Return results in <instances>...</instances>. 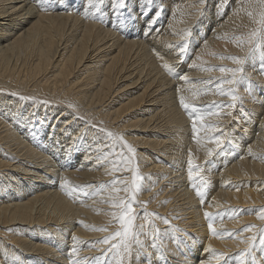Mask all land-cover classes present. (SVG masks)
I'll return each instance as SVG.
<instances>
[{"label":"bare ground","instance_id":"1","mask_svg":"<svg viewBox=\"0 0 264 264\" xmlns=\"http://www.w3.org/2000/svg\"><path fill=\"white\" fill-rule=\"evenodd\" d=\"M204 1L212 3V0H151L148 6L153 5V8L146 20L143 19L146 21L145 29L136 22L129 29H124V22H120L117 30L111 31V27L103 28L104 23L100 21L94 20L100 22V27L90 20L81 22L80 16L72 15L73 11L55 12L51 7L52 1L49 8H43L35 3L37 1L34 3L38 6L34 7L32 0H0V101L14 100L0 108L3 111L0 112V264H72L74 260H79L80 264H98L97 257H104L100 264H109L113 260V254L106 253L108 245L101 243L121 227L112 215L116 210L108 202L109 191L114 180L130 182L134 175L115 163L120 156L113 153L123 151L127 154L118 142L119 137L135 149L134 164L144 178L140 181L141 190L136 198L146 202L149 213L167 217L172 226L158 217L150 218L160 230L155 240L159 247L153 248L151 225L143 213L138 212L135 223L145 226L140 235L145 250L137 253L135 247L138 246H134L130 264H235L234 257L248 247V238L252 235L258 238V229L264 226V220L258 215L264 206V115L260 113L263 106L253 103L254 98L262 102L261 97L256 98L257 86L253 85L263 81L259 59H249L245 63L244 76L247 79H240L234 86L235 107L228 106L233 103V95L229 93L233 86L226 83L222 85L224 95L215 88L216 92L209 88L210 92L205 96L198 93L205 103H211L208 113L213 114L204 116L211 119L204 126L206 132H214L208 137L200 136L203 128L190 136L189 128L184 124V112L175 105L172 97L176 96V102L181 96L188 98L186 93L191 94L193 89L190 82L193 71L201 76L211 75L216 88L222 79L231 78V73L221 72L220 68L239 67L228 57L248 56L252 47L248 42L249 34L262 27L260 20L264 3L262 0H215L218 2L217 13L221 14L227 8L230 9L229 15L227 18L223 16L225 20L222 25L219 23L220 28L215 23L216 35L207 40L213 33L209 32L207 41L200 44L197 51L194 52V46L198 43L193 45L190 40L188 54L192 57L186 59L189 60L187 65L181 62L184 58L179 51L191 33L188 29L190 24L195 22L193 26H196L198 23L196 28H200L203 15L198 14ZM114 3L110 4L112 12ZM83 12L87 16L85 8ZM87 14L89 18L84 19H91L89 12ZM150 40L166 43L170 54L150 60L147 51ZM257 42L264 44V40ZM165 64L173 71L169 72ZM160 69L169 72V77H175L176 86L170 83L174 80L162 79ZM258 72L260 75L256 76ZM173 92L176 95H172ZM194 102L199 103L198 100ZM21 103L28 106L30 115H27L28 111L19 115L14 110ZM241 106L248 110L250 117ZM39 108L40 111L37 110ZM46 111L57 114L47 118ZM241 117L245 118L240 120ZM229 119H232V124L227 132L223 127L229 126ZM25 120H28V128L17 129L16 122L24 123ZM51 121L52 125L58 124V128L48 134H55L54 140H59L57 136L62 131L67 132L76 125L72 140L76 138L78 141L83 136L95 142L92 149H88L91 153L86 154L87 162L82 158L80 165L74 162L71 165L68 157L72 153L68 147L72 146L69 145L72 140L66 145L61 142L67 139L49 145L54 149L64 147L62 151H67L58 163L54 162L58 158L43 150V146L46 149L49 146L37 140ZM253 123L258 124L256 136H252L250 131ZM238 127L243 128L238 130ZM109 132L113 135L109 136ZM214 135L221 136L223 140L229 136L228 144L231 146L236 144V140L237 146L246 141L240 151L235 149L239 153L236 161L223 163L220 169L206 166V153L200 150V145L206 147L207 153L210 149L212 152L217 149L211 140ZM220 153H224V149ZM189 159L194 166H199L197 170L207 181L206 186L201 185L205 192L203 204L188 178ZM63 160L66 162L62 164ZM6 167L18 174L30 175L36 182L39 179L33 177L43 179L42 185H33L31 181L32 187L28 186L25 194L21 188L13 186L16 197H11L10 193L4 196L6 176L10 180L16 179L13 172L3 174L2 169ZM217 171L218 177L212 175ZM43 173L52 175L55 183L48 181ZM63 181L68 182L66 187L75 190L69 193L61 188ZM186 184L190 187L187 190ZM87 185L92 187L85 189ZM100 185L106 187L98 191ZM115 186L121 187L120 184ZM82 190L88 191L89 195H83ZM119 195L124 196L125 193L120 192ZM206 212L213 215L223 213L214 221L220 235L211 234ZM245 225L256 227L243 231ZM176 227L182 231H175ZM73 236L77 238L75 241ZM185 237H188L187 247L182 241ZM209 245L211 249L227 255L217 261L212 251H206ZM74 246L77 251L73 254L71 249ZM253 251L258 264H264V251L259 248ZM150 258L156 262L151 263ZM171 258L178 259L177 263ZM247 264H252L251 260Z\"/></svg>","mask_w":264,"mask_h":264},{"label":"rangeland","instance_id":"2","mask_svg":"<svg viewBox=\"0 0 264 264\" xmlns=\"http://www.w3.org/2000/svg\"><path fill=\"white\" fill-rule=\"evenodd\" d=\"M33 2V4L35 5H33L34 7H36V6H38L39 4H40V6L41 7H43V8H49L50 7V2L52 1V2H54L53 3V5L51 6V7H53V8H55V12H58V11H61V10H63V11H71V13H72V11H73V13L74 14H72V15H74V16H80V20H81V22H82V20H84V22L86 21V20H90V21H92V22H95V21H100L101 22V24H103L104 23V26H103V28H109V27H111L109 30H111V31H114V30H117L116 28H118V24L121 22L122 24H123V22H124V25H123V27H124V29L126 28V29H129V27H130V25L131 24H135V22L138 24V26L140 25L141 26V29H145L144 27H145V25H146V21H144V20H146V18H147V16L149 15V13L151 12L150 10H151V7L153 8V5H150V6H148V4H150V3H152L151 2V0L150 1H148V4H147V0H124V7H122V8H115V10H113V12H112V10H111V6H110V4L113 2L114 3V1L115 0H100V4H98V6H97V8H96V6H94V5H90L89 6V4H87L86 5V3L85 2H87L88 3V0L86 1V0H35V1H37V2H35L34 0H32ZM43 1H45V2H43ZM55 1H56V3H55ZM111 1V2H110ZM215 1V0H214ZM214 1L212 0L211 2L212 3H210V2H207V1H204V3H203V5L201 6V8L202 9H205V10H203L202 11V9L200 8V13L198 14V15H203V17H201V18H203V19H200L202 22H201V24H200V28H196L197 26H198V23H197V25L196 26H193V24L195 23V22H192L191 24H190V26H189V30H190V32L191 33H189V37H188V39H187V42H188V44H189V46L191 45L190 44V40H191V43L193 44V45H195L196 44V42L198 43V45L197 46H194V52L195 51H197L200 47H201V45H203L207 40H211L210 38H212L213 39V37L216 35V33L214 32V31H217L218 29L217 28H220L221 26L219 25V23L221 24V23H223V20H225L224 19V17L225 18H227L226 17V15H229V10L230 9H224L222 12H221V14H218L217 13V11H216V6L218 5V2H216L215 1V3H214ZM37 3V4H35V3ZM40 2H42V3H40ZM46 4V5H45ZM206 4V5H205ZM217 4V5H216ZM86 5V6H85ZM205 5V6H204ZM209 5V6H208ZM94 8H93V7ZM108 6V7H107ZM208 6V7H207ZM211 6V7H210ZM215 6V7H214ZM69 7V8H68ZM87 7H88V9H87ZM89 7H91V9L89 8ZM145 7V8H144ZM148 7V8H147ZM206 7V8H205ZM84 8H85V11H86V15L88 16V12H89V14L90 13H92V14H90L91 16V19H88L89 18V16H88V18H85L84 19V17H87V16H84L85 15V13L83 12L84 11ZM146 8H147V10H146ZM150 8V9H149ZM214 8H215V12H214ZM263 8H264V5H263ZM101 9H102V11H101ZM120 9V10H119ZM209 9V10H208ZM95 10V11H94ZM109 10H110V12H109ZM118 10V11H117ZM146 10V11H145ZM208 10V11H207ZM211 10H212V12H211ZM92 11V12H91ZM117 11V12H116ZM160 11H162V9L160 8ZM210 11V12H209ZM97 12V13H96ZM101 12V13H100ZM149 12V13H148ZM202 12V13H201ZM207 12V13H206ZM77 13V14H76ZM106 13V14H105ZM110 13V14H109ZM127 13V14H126ZM214 13V14H213ZM96 14V15H95ZM117 14V15H116ZM161 14H162V12H161ZM216 14H218V15H216ZM94 15V16H93ZM106 15V16H105ZM113 15V16H112ZM128 16V18H127V16ZM197 15V16H198ZM215 15V16H214ZM220 15H222V16H220ZM103 16V17H102ZM224 16V17H223ZM93 17L94 18H96V19H93ZM101 17V18H100ZM214 17H216V21H215V18ZM220 17H222L221 19H220ZM121 18H123L124 19V21H122V19L120 20ZM150 18V17H149ZM148 18V19H149ZM218 18V19H217ZM99 19V20H98ZM108 19V20H107ZM113 19V20H112ZM129 19V20H128ZM144 19V20H143ZM147 19V20H148ZM210 19H212L211 21H210ZM95 20V21H94ZM101 20H105L104 22L103 21H101ZM109 20H111V21H109ZM128 20V21H127ZM144 22H143V21ZM217 20H219V21H217ZM221 20V21H220ZM116 21V22H115ZM117 21H119V22H117ZM207 21V22H206ZM100 22H98L99 24H100ZM114 22V23H113ZM127 22V23H126ZM197 22H198V20H197ZM212 22H214V24L212 23ZM95 23H97V22H95ZM97 23V24H98ZM108 23V24H107ZM140 23V24H139ZM218 25V27H217V25ZM98 24V27H100V25ZM111 24H115V25H111ZM110 25V26H109ZM210 25V26H209ZM213 25H214V27H213ZM215 25H216V29L217 30H215L214 28H215ZM222 25V24H221ZM116 26V27H115ZM192 26V27H191ZM162 28H165V26H161ZM209 27V28H208ZM195 28V29H194ZM203 28V29H202ZM206 28V29H205ZM212 28V29H211ZM155 29V28H154ZM193 29V30H192ZM199 29V30H198ZM214 29V30H213ZM210 30H212V31H210ZM206 31H208V32H206ZM200 32H201V34L202 35H200ZM209 32H213L211 35H210V37H209ZM142 33V32H141ZM195 34H197L196 35V38L197 39H193V36L195 35ZM215 34V35H214ZM147 36H150V33L149 34H147ZM198 36V37H197ZM201 36V37H200ZM204 36V37H203ZM207 36L209 37L208 39H207ZM200 37V38H199ZM206 37V38H205ZM201 38H203V39H205V40H202V41H200L201 40ZM207 39V40H206ZM163 42H165L163 39H161ZM161 40H159V41H161ZM195 41V42H192V41ZM154 40H150V42L148 43V48H147V51H148V54L150 55V60L152 59H154L155 60V58H157L158 56H160V55H163V56H167V55H169L170 54V51L171 50H169L170 48H169V46H167V44L166 43H163L162 41L159 43L158 41V43L155 41V42H153ZM205 41V42H204ZM200 42H202V43H200ZM204 42V43H203ZM161 43H163V44H166V45H163V44H161ZM201 44V45H200ZM163 45V46H162ZM171 45V44H170ZM200 45V47L198 48V46ZM160 47V48H159ZM169 49H168V48ZM197 48V49H196ZM151 49L152 51H149V50ZM154 51V52H153ZM189 51H190V48H189ZM152 52V53H151ZM161 52V53H160ZM164 53V54H163ZM191 53V52H190ZM153 54V55H152ZM148 55V56H149ZM152 56V57H151ZM154 56H156V57H154ZM192 56H190V54H188V56L185 58V57H183L184 59H181V61L183 60V62L182 63H186L187 65H188V61L186 60L187 58H191ZM179 66V65H178ZM174 69H175V72H176V68L175 67H173ZM182 69V71H183V67L181 68ZM244 69H246L245 67H244ZM164 69H160V76H162L163 78L162 79H165L166 77H168V79L166 78L165 79V81H170L171 79L172 80H174L175 79V77H171V75H170V77H169V72H166L165 73V71H163ZM166 70V69H165ZM167 71V70H166ZM193 73L194 74H192V76H191V83L193 84V89L192 90H194L195 88V91L197 90V92H196V94H200V96L202 95V96H205L207 93H209L210 92V89H212L211 91H215V89H216V87H214L215 86V80L213 79V77L211 76V75H202L201 76V74H199V73H195L194 71H193ZM264 73V72H263ZM263 73H261V75L263 74ZM162 74V75H161ZM166 75H168V76H166ZM198 77V78H196V76ZM258 75H260V72H258L257 74H256V76H258ZM195 76V77H194ZM212 78H211V77ZM165 77V78H164ZM200 77V78H199ZM205 78V79H204ZM209 80H208V79ZM211 78V79H210ZM201 81H200V80ZM203 79V80H202ZM252 79H253V77H252ZM251 79V80H252ZM263 81L262 82H254V84L253 85H256L257 86V88L255 89V95H256V98L258 97V98H262V102H259V99H255L254 98V101H253V103H255V104H257V105H260L261 107L263 106V109L261 108V111H260V113L261 112H263L262 113V116L264 115V75H263ZM210 81V82H207V81ZM203 81H205V82H203ZM213 83H212V82ZM175 80L174 81H170V83H171V85H174V86H176L175 85ZM252 82V81H251ZM174 83V84H173ZM199 83V84H198ZM253 83V82H252ZM196 84V85H195ZM197 84H198V86H197ZM201 84V85H200ZM211 84V85H210ZM208 85H209V87H208ZM213 85V88L211 87ZM252 85V86H253ZM197 86V87H196ZM201 86V87H200ZM207 86V87H206ZM252 86H251V88H252ZM190 88H192V87H190ZM200 88V89H199ZM210 88V89H209ZM215 88V89H214ZM172 90V89H171ZM189 91L188 92H190V90L191 89H188ZM191 90V94L190 93H186V97H188V98H186L185 99V102L186 103H191V105H194V101H196V100H198L199 101V103H195V108H197V109H199L200 110V112L201 113H208V111H210V108L208 109V106H210V101L209 102H207V103H205V101L203 100V99H201V98H199L200 96H199V94H198V96L195 94V91H192ZM216 92V91H215ZM184 93H185V91H184ZM195 95H194V94ZM203 93V94H202ZM172 95H176V92H173L172 93ZM193 95V96H192ZM175 97L176 96H173L172 97V99L175 101L174 103H175V105L178 107L179 106V108L184 112V114H182L184 117H183V119H184V124H186V126H187V128H189L188 129V131H189V134H190V136L192 135L193 136V127H192V125L191 124H193V110L192 109H190V111H189V109H185L181 104H179L180 102V99H179V101L177 100V102H176V100H175ZM252 97V96H251ZM187 99H190V100H188V102L186 101ZM200 100H201V102H200ZM9 101V99H6L4 102H2V101H0V108H3L4 106H6V105H8V103H10V102H13L14 100H12V98H11V100H10V102H8ZM190 101V102H189ZM202 101H204L203 103H202ZM179 102V103H178ZM177 103V104H176ZM193 103V104H192ZM179 104V105H178ZM209 104V105H208ZM19 107V108H18ZM28 106L27 105H25L24 103H21L20 105L18 104L17 106H16V108L14 109V110H17V113L20 115H25L24 113H26L27 111H28V108H27ZM184 108V110H183V108ZM204 107V108H203ZM238 107V106H237ZM206 108V109H205ZM241 108H243V110H244V112L246 113V115H247V117H250L251 116V114H247V112H248V110L247 109H245L243 106H241ZM203 109V110H202ZM238 108H236L235 110H234V114L236 113V110H237ZM36 109H34L33 111H35ZM37 110H39L40 111V108L39 109H37ZM186 110V111H185ZM30 111V110H29ZM29 111H28V113H27V115H30L29 114ZM207 111V112H206ZM1 112V111H0ZM3 112V111H2ZM1 112V113H2ZM191 112V113H190ZM260 113H258V114H260ZM57 113L56 112H47L46 111V116H47V118H52L53 117V115H56ZM185 114H187V115H185ZM258 114H257V116H258ZM18 115V116H19ZM187 116V117H186ZM188 116H189V119H187L188 118ZM192 117V118H191ZM232 117V116H231ZM230 117V118H231ZM233 118V120L235 119V117L233 116L232 117ZM245 117H241V119L240 120H242V119H244ZM190 119H192V121L190 122ZM209 121H208V120ZM251 119H252V117H251ZM231 120L232 119H229V121L228 122H231ZM28 120H25V122L24 123H19V122H16V123H18V125H17V129H20V130H23V129H26V128H28L27 127V124H28V122H27ZM206 121H208V122H206ZM211 122V119H209L208 117H206V118H204V126L206 127V125H208L207 123H210ZM52 121H51V123L48 125V127H47V129H43V132H42V137L41 138H39L38 140H37V142H40L41 141V143H43V144H45V145H47V146H49L50 144H54V143H57V144H59L58 142H60L59 140H64V139H67V140H65V141H62L61 143L62 144H65L66 145V143H67V141H71L72 139V134H73V136H75V134H76V129H75V126L76 125H74L73 127H71L67 132H65V130L64 131H62L61 132V134H59L57 137H58V139L59 140H54V136H55V134H52V135H48V134H51L52 133V131H54V130H56V128H58V124H57V126H56V124H54V125H52ZM23 125V127H19L20 125ZM232 124V122L229 124V126L228 127H223V128H225L226 130H227V132L228 131H230V129H228L229 127H230V125ZM14 125H16V124H14ZM13 125V126H14ZM226 125V124H225ZM189 126V127H188ZM254 126V127H253ZM258 126V124H256V123H253V125L251 126V128H250V131H251V135L252 136H256V135H254L255 133L256 134H258V131H256L255 132V130L258 128L257 127ZM67 128L69 127V125H67L66 126ZM65 127V129H67ZM197 127L198 128H201V126H200V123L198 122L197 123ZM256 127V128H255ZM16 128V127H15ZM241 128H243V127H238V130H241ZM253 128V129H252ZM42 130V129H41ZM191 130H192V132H191ZM202 132H204V133H202ZM201 132V137H208L207 135H211L212 133H214V132H212L211 134L209 133V132H206V128H204L203 127V131ZM236 132H238V131H236ZM56 133V132H55ZM205 136H204V135ZM189 136V137H190ZM191 136V137H192ZM81 137V138H80ZM79 137V139H78V141H77V139L75 138V139H73L72 140V143H70L69 145H71L72 144V146H69L68 147V150L70 149V147H71V150L73 151H71V150H69L71 153H72V156L70 157H68L69 158V161H71L72 163H71V165H74V163H75V165L76 164H79L81 161H83L82 160V158L87 162V160L89 159V158H86V154H88L90 151L88 150L89 148L90 149H92V146H93V143H95V142H93V141H89L88 140V137H83V136H80ZM85 138V139H84ZM229 138V136H227V138L224 140L225 141V143L223 144V146H222V149L221 150H223L224 149V153H220L219 154V152L221 151V150H218V149H215L214 151H213V155L212 156H209V154L207 153V151H205V149H206V147L204 148L202 145H200V150L201 151H203V154H205V159H204V164H206V166H208V167H211L212 165L213 166H215V168L214 169H217L218 167H219V169L221 168V165H223V163H228V164H231V161H233V162H235L236 160V158H238L239 157V153H237V151H235V149L236 150H238V151H240V148H243V145H245L244 144V142H246V141H242L241 142V144H243V145H240V146H237V141L238 140H236V146H237V148H236V146L234 145V144H232V146L231 145H229L228 144V142H229V140L230 139H228ZM228 139V140H227ZM27 140V139H26ZM84 140V141H83ZM96 140H97V138H96ZM95 140V141H96ZM28 142H30L29 140H27ZM80 141V142H79ZM88 141V143H86ZM76 144H75V143ZM83 142V143H82ZM81 143H82V145H81ZM75 144V145H74ZM90 144V145H89ZM226 144L228 145V147L226 146ZM80 145V146H79ZM233 145H234V147H233ZM46 146V147H47ZM229 146H231V147H229ZM88 147V148H87ZM64 149V147H61V149H60V147H56L55 149L53 148V147H50L49 146V149H46L44 146H43V150L44 151H46V152H48V153H50L52 156H54V157H56V158H58L57 160H54V158L53 157H51V159H53L54 160V162L55 163H58L59 161H61L62 160V155L63 154H67V151L66 152H64V151H62ZM186 149H188V148H186ZM232 149V150H231ZM50 150H54V152H52V151H50ZM58 150H61L60 152H58ZM84 150V151H83ZM57 151V153H55ZM88 151V152H87ZM92 151V150H91ZM227 151H229V152H227ZM91 153V152H90ZM84 154V156H82ZM219 154V155H218ZM208 155V156H207ZM218 155V156H217ZM59 156V157H58ZM91 156V155H90ZM71 158V159H70ZM80 158V159H79ZM232 158H234V159H232ZM87 159V160H86ZM232 159V160H231ZM230 161V162H229ZM66 162V160H63L62 161V164L63 163H65ZM74 162V163H73ZM82 164H84L83 162H82ZM80 165V164H79ZM59 168V166H57V169ZM63 168H64V166H63ZM66 168H68V167H66ZM3 170V174H5V173H9V172H13L14 174V176L16 177V179H17V183H16V179L15 180H10L7 176H6V178H7V181H4L3 183V187L5 186L6 188H5V193H4V196H6L7 194H9L10 193V195H11V197L12 196H15V194H16V191H15V189H14V187L13 186H15L16 188H21L22 189V192L25 194V189L29 186V187H32V185H31V181H33V180H31V176L30 175H24V174H22V173H20V174H18V172H16V170L15 171H10V170H8L7 169V167L6 168H3L2 169ZM41 171L42 170H44V168H41L40 169ZM219 171H217V172H213L212 173V175H216L217 177H218V173ZM45 176H47L48 178H49V180L48 181H53L54 183H55V178L54 177H52V175H50V174H46V173H43ZM215 176V177H216ZM5 178V179H6ZM33 178H37V179H39V182H36L37 180H34L33 181V185H35V184H38V185H42V182H43V179H40V178H38V177H33ZM213 178V177H212ZM211 178V179H212ZM52 183V182H51ZM18 184V185H17ZM189 185H187L186 184V190L188 189V188H190V187H188ZM16 197V196H15ZM200 202H201V200H200ZM51 207V206H50ZM137 207H139V206H137ZM188 237H185L184 238V240H182L183 242H184V245L187 247V243H188V239H187ZM264 256V255H263ZM169 258V257H168ZM172 260H175L176 261V263H177V260L178 259H173V258H171ZM150 260L152 261L151 263H155L156 262V260H152V258H150ZM180 261V260H179ZM222 262V261H221ZM156 264H158V263H156Z\"/></svg>","mask_w":264,"mask_h":264},{"label":"snow or ice","instance_id":"3","mask_svg":"<svg viewBox=\"0 0 264 264\" xmlns=\"http://www.w3.org/2000/svg\"><path fill=\"white\" fill-rule=\"evenodd\" d=\"M100 0H88L89 5L98 6ZM262 3H264V0H262ZM114 8H122L124 7V0H115V3L113 5ZM159 15V13H157ZM260 23L262 27L260 29H256L252 31L249 34V40L248 42L252 44V47L249 49V54L245 58L240 57H228L229 59H232L235 63L239 65L237 68L233 69H226L225 67H221V72H229L231 73V78H224L221 81L220 85H217V92H219L221 95L226 94L224 87L222 86L224 83L231 85L229 89V93L233 95V103L229 104V107H235V101L237 97L235 96V85L239 82L240 79H247L246 76H244V65L249 60H256L257 58L260 61V70L264 72V44L258 43L257 41L264 40V13L261 14V20ZM189 44L188 42H185L183 44V47L180 48L179 55L181 57H187L189 53ZM183 62V60L181 61ZM165 68L168 69L169 72H172L173 69L165 64ZM237 73H240V76H237ZM181 79H187V77H181ZM251 83V82H250ZM47 103V102H45ZM180 104L187 110L192 109L193 110V130L194 133H198L200 131V128H197V123H200L201 128L204 127V116L210 115L213 113H201L200 110L196 109L194 105H191L189 103L185 102V99L183 96L180 97ZM223 106V105H221ZM71 107V106H69ZM109 136H112V133H108ZM212 142L215 143L218 150L222 149L223 144L225 141L221 138L219 135H214L211 138ZM118 142L123 146L124 149H126L125 154L123 151L120 153H113L114 155H119L120 159L117 160L115 163L118 167H123L125 171L133 172L134 175L131 179V181L127 180H114L112 182V186L109 191V197L108 202L112 205V207L116 210L112 213V215L116 218V220L120 224V229L116 232L110 234L109 236L105 237L101 243L107 244L108 248L106 249V253L113 254V260L109 261V264H130L131 257L133 255L134 246L135 251L137 253L145 250V244L144 241L140 239L141 232L144 230V225H136V219L138 212H142L143 216L146 220H148V223L151 225V236L153 238L152 247L158 248L159 245L155 242L156 238L159 235V229L156 228L154 223L151 221V217H158L160 220H162L165 224H169V227H172L170 225V222L168 221L167 217L159 216L158 213H149L146 208V202L139 201L137 197V193L141 190V184L140 181H142L144 178L138 173L137 167L134 164L135 161V149L128 144L126 141L123 140V137L118 138ZM209 156L213 155L212 150H209ZM188 178L191 182V186L196 190L197 194L202 198L201 203H204L203 197L205 195V192L201 190V185H207V181L204 180V178L201 176L200 172L197 170L199 168L198 165L194 166L191 159L188 161ZM199 180V183L197 181ZM68 184L67 181H63L61 183V188H65L66 191H69L71 193L75 189L66 187ZM116 184H120L121 187H116ZM79 187V186H77ZM91 185L84 186L85 189L91 188ZM106 187V185H100L99 190H103ZM83 195L88 196L89 192L86 190H82ZM124 192V196H120L119 193ZM136 205H139V209L135 207ZM235 211V210H233ZM259 218L264 220V206H262L259 210ZM205 216L209 220L208 228L212 235H220V231L214 226V221L217 216H223V213H217L215 215L211 213H205ZM255 225H245L243 228V231H249L251 228H255ZM139 228V230H137ZM100 230H106V229H100ZM175 231H182L178 227L175 228ZM228 236H231L232 233H227ZM77 238L73 236V240L75 241ZM259 248L261 251H264V226H261L258 229V238L257 235H252L248 238V247L246 249L240 250L238 254L235 255V264H247L249 260H251L252 264H258L256 261V256L253 251V249ZM212 251L213 258L217 261L222 260L227 254L226 253H219L215 249H211V246L209 245L206 251ZM77 249L74 246L71 249V252L74 254L76 253ZM98 264L104 259V257H97ZM72 264H80L79 260H74ZM201 264H204V262H201Z\"/></svg>","mask_w":264,"mask_h":264}]
</instances>
